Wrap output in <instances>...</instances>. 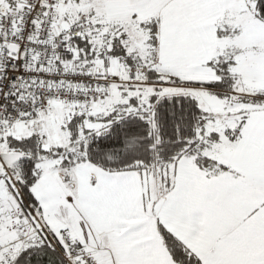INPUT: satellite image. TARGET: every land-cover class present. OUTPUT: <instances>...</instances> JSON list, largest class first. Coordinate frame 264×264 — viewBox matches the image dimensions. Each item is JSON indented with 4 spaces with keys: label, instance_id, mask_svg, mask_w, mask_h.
<instances>
[{
    "label": "snow or ice",
    "instance_id": "obj_1",
    "mask_svg": "<svg viewBox=\"0 0 264 264\" xmlns=\"http://www.w3.org/2000/svg\"><path fill=\"white\" fill-rule=\"evenodd\" d=\"M0 264H264V0H0Z\"/></svg>",
    "mask_w": 264,
    "mask_h": 264
}]
</instances>
